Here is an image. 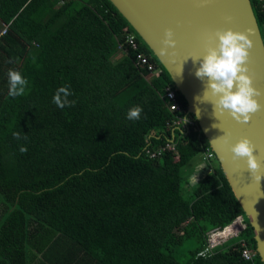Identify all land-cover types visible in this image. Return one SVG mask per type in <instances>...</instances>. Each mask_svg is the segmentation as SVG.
Returning <instances> with one entry per match:
<instances>
[{"label":"trees","instance_id":"16d2710c","mask_svg":"<svg viewBox=\"0 0 264 264\" xmlns=\"http://www.w3.org/2000/svg\"><path fill=\"white\" fill-rule=\"evenodd\" d=\"M61 1L0 0V264H264L242 256V241L257 249L254 230L218 159L190 183L210 144L199 125H173L165 91L176 86L153 51L110 0ZM129 33L159 75L135 64ZM11 69L29 81L23 96L8 95ZM62 85L73 107L53 103ZM133 106L139 120L127 119ZM172 140L176 152L146 155ZM239 215L237 240L197 257Z\"/></svg>","mask_w":264,"mask_h":264},{"label":"water","instance_id":"95a60500","mask_svg":"<svg viewBox=\"0 0 264 264\" xmlns=\"http://www.w3.org/2000/svg\"><path fill=\"white\" fill-rule=\"evenodd\" d=\"M146 42L154 55L171 75L179 91L187 101L188 110L197 119L199 129L216 153L232 190L239 200L250 225L259 256L264 263V179L259 184L248 168L247 158L233 159L232 146L248 138L255 146V155L261 163L256 173L264 175V107L252 114L248 123L235 120L227 111L214 114L217 97L209 91L202 97L207 78L196 77L199 59L210 47H217V33L231 29L235 32L252 30L254 46L250 49L247 67L254 86L264 91V38L251 0H110ZM172 29L174 48L163 41L166 31ZM183 66V68H182ZM182 70V73L180 74ZM201 96L203 102L196 100ZM264 105V96L257 98ZM216 124V127L213 125ZM228 136L227 142L223 135Z\"/></svg>","mask_w":264,"mask_h":264},{"label":"clouds","instance_id":"9594fccd","mask_svg":"<svg viewBox=\"0 0 264 264\" xmlns=\"http://www.w3.org/2000/svg\"><path fill=\"white\" fill-rule=\"evenodd\" d=\"M251 33V29L248 32H235L231 29L219 32L217 33L218 46L210 47L202 59H193L194 62H199L200 64L195 72L196 77L202 81L207 78L202 97H205L210 91L212 96L218 98L211 102L216 117L217 113L223 115L227 111L238 122L248 123L252 118V114L264 107L257 99L264 96V91L254 86L253 79L248 74L247 63L250 49L254 46ZM165 35L166 39L163 43L166 47L161 49V55L167 54L168 47L174 48L176 45L172 29H168ZM28 84L29 81L20 71L9 70L8 95L10 97L15 98L25 95ZM73 95L74 93L71 91L70 86L62 85L56 90L53 96V103L61 109L73 107L76 101L69 99ZM202 97L197 96L196 100L203 102L201 100ZM199 112L200 110L197 108V119L199 118ZM142 113L143 108L141 106H133L127 113V119L139 120ZM213 127H216V124ZM13 135L16 139L21 138L19 132H15ZM223 136L225 142H227V134L225 133ZM24 138H27L26 135ZM231 150L233 159L247 158L248 168L255 181L259 184L261 179H264V175L256 174L261 168V163L255 155L256 149L251 140L248 138L241 139L232 146ZM20 151L21 153H26L28 149L26 146H22Z\"/></svg>","mask_w":264,"mask_h":264},{"label":"built area","instance_id":"2783aa9c","mask_svg":"<svg viewBox=\"0 0 264 264\" xmlns=\"http://www.w3.org/2000/svg\"><path fill=\"white\" fill-rule=\"evenodd\" d=\"M258 4L264 9V0H258ZM7 30L8 25L4 24L0 29V36L5 34ZM126 43H128L135 50V64L143 68L148 73V78L157 76L162 72V67L155 63L149 55L140 50L139 43L134 33H129L126 36ZM165 98L167 99V106L175 113L173 125L181 128V130H190L191 128L199 125L197 119H195L189 112L188 106L184 107L179 100L177 88L167 87L165 91ZM176 151L177 143L175 140H172L167 141L166 144L161 146L147 147L146 155L151 159H156L163 156L166 152ZM200 154L202 155V160L205 163V167L202 169L204 174L200 176V170L194 171L190 176L191 184L199 182L208 172H211L213 170L212 162L215 158H217L216 153L211 147L206 148ZM246 228L247 222L244 215H239L228 225L211 230L208 234L205 247L197 253V257L206 258L212 256L215 254L218 246L224 244L233 237H238ZM241 244L243 258L254 263L257 257V249L254 251L245 241H242Z\"/></svg>","mask_w":264,"mask_h":264},{"label":"rangeland","instance_id":"374dc122","mask_svg":"<svg viewBox=\"0 0 264 264\" xmlns=\"http://www.w3.org/2000/svg\"><path fill=\"white\" fill-rule=\"evenodd\" d=\"M0 25H1V23H0ZM190 166H192V168H193L195 171L200 170V171H199V172H200V176H202V175L204 174V171H203L202 169L205 167V163H204L203 160H202V155L199 154V155L195 156V157L191 160V162H190ZM192 178H193V177H192ZM186 187H187V188L191 187V184H189V185L187 184ZM1 202H2V198H1V195H0V204H1ZM237 238H238V237H233V238H231L230 240L236 241ZM182 258H183V260H186V259L188 258V255H187L186 252H183V253H182Z\"/></svg>","mask_w":264,"mask_h":264}]
</instances>
